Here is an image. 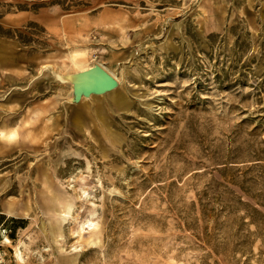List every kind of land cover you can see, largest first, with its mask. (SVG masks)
<instances>
[{"label":"rangeland","instance_id":"rangeland-1","mask_svg":"<svg viewBox=\"0 0 264 264\" xmlns=\"http://www.w3.org/2000/svg\"><path fill=\"white\" fill-rule=\"evenodd\" d=\"M0 264H264V0H0Z\"/></svg>","mask_w":264,"mask_h":264},{"label":"water","instance_id":"water-1","mask_svg":"<svg viewBox=\"0 0 264 264\" xmlns=\"http://www.w3.org/2000/svg\"><path fill=\"white\" fill-rule=\"evenodd\" d=\"M117 84L116 79L101 65L94 64L84 71V81L78 89L73 88L74 100L91 94H102L113 89Z\"/></svg>","mask_w":264,"mask_h":264},{"label":"bare ground","instance_id":"bare-ground-1","mask_svg":"<svg viewBox=\"0 0 264 264\" xmlns=\"http://www.w3.org/2000/svg\"><path fill=\"white\" fill-rule=\"evenodd\" d=\"M79 56L80 54L77 53L72 56L73 59L71 58L72 60L75 59L74 64L79 67V71L76 72L75 74L65 76V79H68L72 82L74 89H78L82 86V83L84 81V71H86L87 69H89V67L92 66V65H84L83 60L82 59L79 60Z\"/></svg>","mask_w":264,"mask_h":264}]
</instances>
